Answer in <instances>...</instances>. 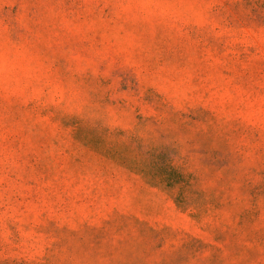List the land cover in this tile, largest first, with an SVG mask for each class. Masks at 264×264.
Here are the masks:
<instances>
[{
    "label": "rangeland",
    "instance_id": "374dc122",
    "mask_svg": "<svg viewBox=\"0 0 264 264\" xmlns=\"http://www.w3.org/2000/svg\"><path fill=\"white\" fill-rule=\"evenodd\" d=\"M0 264H264V0H0Z\"/></svg>",
    "mask_w": 264,
    "mask_h": 264
}]
</instances>
